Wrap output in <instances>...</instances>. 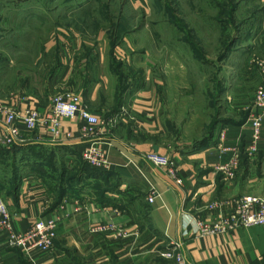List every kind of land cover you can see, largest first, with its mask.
Here are the masks:
<instances>
[{
	"label": "crops",
	"instance_id": "1",
	"mask_svg": "<svg viewBox=\"0 0 264 264\" xmlns=\"http://www.w3.org/2000/svg\"><path fill=\"white\" fill-rule=\"evenodd\" d=\"M194 1L177 0L173 19L152 21L156 11L151 0H129L131 10L144 15H120L112 34L97 33L95 46L85 43L83 28L61 31L60 42L67 36L75 43L72 56L65 51L56 65L47 66L36 89L18 97V107L44 111L58 93L73 91L100 124L93 135H85L83 121L63 119L60 139L53 140L43 129L23 132L6 154L1 152L0 195L7 200L15 230L24 232L44 218L57 222V238L53 253L32 255L6 248L0 239V264H173L162 253L175 242L182 243L187 264H264V226L206 236L198 230L199 220L215 219L216 202L264 196V120L258 152L247 154L258 86L246 98L240 88L243 69L258 73L259 86L264 84V58L257 55L264 54V15H253L248 29L247 24L237 29L238 43H244L242 36L257 35L254 41L234 46L230 38L218 60L222 77L212 83L220 91L210 100L216 107L231 108V114L218 113L206 129L197 128L199 104L191 93L189 69L194 60L211 61L198 44L197 29L186 20L200 11ZM227 16L237 24V15ZM228 20L217 15L210 24L224 28ZM147 30L163 37L156 44V62L151 50L135 41ZM185 33L192 41L183 38ZM244 46L243 58L238 49ZM47 47L53 50V43ZM0 101L11 104L13 98L0 96ZM89 147L104 153L107 167L91 166L97 171L91 172L79 165ZM153 151L174 157L181 183L146 160ZM236 153L239 163L226 179L218 168L231 164ZM153 189L158 195L150 203ZM59 190L63 197L57 202ZM101 225L114 230H94ZM120 228L129 234L117 236Z\"/></svg>",
	"mask_w": 264,
	"mask_h": 264
},
{
	"label": "rangeland",
	"instance_id": "2",
	"mask_svg": "<svg viewBox=\"0 0 264 264\" xmlns=\"http://www.w3.org/2000/svg\"><path fill=\"white\" fill-rule=\"evenodd\" d=\"M151 1L152 10L156 11L152 21L171 20L174 18L175 10L180 7V5L177 7V0H159L162 3ZM227 1L229 0H196L194 1L196 9L200 11L195 10L194 15H187L188 19H186L192 30L197 29L195 37L198 44L206 49L211 61L201 63L194 60L195 64L193 62L189 69L192 81L191 93L199 104L197 128L206 129L211 116L215 117L218 113L231 114V108L216 107L217 102L210 100L211 94L216 95L220 91L219 85L212 83L213 80L222 77V68L218 66L220 64L218 60L230 38L235 39L234 46L243 43H238V28L247 24L248 29L249 24L254 22L253 15H264V0H236L239 2L238 5L234 3L235 0H231L228 6ZM235 5L237 9L233 10ZM131 7L129 0H0V96L13 98L22 96L23 93L30 94L36 89L37 82L40 81L38 79L44 77L48 67L51 68L60 58L62 59L65 51L72 56L75 43L67 36H63L60 42L62 30H67V27L80 31L84 29L82 38L85 43L95 46L98 40L97 33L109 30L112 34L120 15L143 14L136 10L133 12ZM165 7H168L167 15L163 10ZM181 15L184 18L183 13ZM196 15L199 17L197 18ZM204 15L207 18L208 15L212 16V21L204 18ZM217 15L228 18L229 25L224 28L216 23L211 25L210 22H215ZM226 15H237V24L235 19ZM179 24L182 26V23ZM152 31L147 30L143 36H135V41L140 39V42L151 50L149 52L150 55L152 54L151 59L156 62V57L154 58V55L158 54L156 44L161 42L163 37L162 35L157 37ZM165 34L164 36L168 37L172 35L168 32ZM183 38L191 40L187 33ZM240 38L244 40L243 45H246L249 40L254 41L257 35ZM51 43L53 50L49 51L47 46ZM247 47L238 49L239 53H243L241 54L243 58ZM257 55L264 58L261 52ZM67 57L69 60L68 55ZM241 75L244 77L240 84L241 94L245 98L250 97L258 86L255 96L261 86L260 83L258 84L260 82L258 73L243 69ZM182 94L187 93L183 91ZM2 149L0 148V154ZM79 165L91 166L83 157L82 160L79 159ZM59 168L64 170L65 167L60 163ZM53 181L52 184L58 183L56 180ZM55 184L52 186L55 187ZM54 190L53 188L52 191ZM58 195L60 190L56 197Z\"/></svg>",
	"mask_w": 264,
	"mask_h": 264
},
{
	"label": "built area",
	"instance_id": "3",
	"mask_svg": "<svg viewBox=\"0 0 264 264\" xmlns=\"http://www.w3.org/2000/svg\"><path fill=\"white\" fill-rule=\"evenodd\" d=\"M19 98L13 97L11 104L0 101V117L4 125L0 126V148L11 149L23 132H35L43 129L53 140L63 135V119H79L83 121L82 129L85 135H93L94 129L100 124L99 117L92 112L88 105L80 101L79 95L73 91H66L53 98L51 106L40 111L27 105L19 109ZM255 109L251 111L249 121L253 132L247 154L253 157L258 152L262 136L264 120V84L259 87L254 98ZM69 136V134H68ZM82 157L94 168L107 167L108 161L104 153L97 147L86 148ZM146 160L155 167L163 169L170 178L181 183L180 171L174 157L170 154L149 152ZM239 163V154L231 164L219 167L218 171L226 174V179L233 176L231 171ZM158 192L153 189L149 202L153 203ZM214 208L217 215L211 223L198 221V230L201 235H216L239 227L264 226V196L246 195L237 199L216 202ZM95 231H113L114 226L101 225ZM117 236L125 237L129 233L124 228L116 231ZM57 238V222L47 221L44 218L36 219L30 228L24 232L15 230L13 215L10 212L7 200L0 195V239L6 248L19 249L27 255L40 251L51 254L55 251ZM182 243L175 242L162 253V256L173 260V264H187Z\"/></svg>",
	"mask_w": 264,
	"mask_h": 264
},
{
	"label": "trees",
	"instance_id": "4",
	"mask_svg": "<svg viewBox=\"0 0 264 264\" xmlns=\"http://www.w3.org/2000/svg\"><path fill=\"white\" fill-rule=\"evenodd\" d=\"M1 152H3V154H6V152H8V151H7L6 149L3 148V149L1 150ZM84 169L87 170V171H91V172H97L95 169L91 168V166L84 167ZM62 192H63V191H60V195H59V197H58L57 202H58L59 200H61V198L63 197Z\"/></svg>",
	"mask_w": 264,
	"mask_h": 264
}]
</instances>
